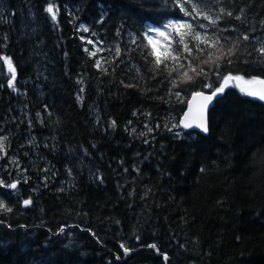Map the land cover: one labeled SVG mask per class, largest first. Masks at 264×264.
Wrapping results in <instances>:
<instances>
[{"label":"trees","instance_id":"obj_1","mask_svg":"<svg viewBox=\"0 0 264 264\" xmlns=\"http://www.w3.org/2000/svg\"><path fill=\"white\" fill-rule=\"evenodd\" d=\"M0 4V264H264V101L234 84L208 133L180 126L193 93L264 79V0Z\"/></svg>","mask_w":264,"mask_h":264},{"label":"snow or ice","instance_id":"obj_2","mask_svg":"<svg viewBox=\"0 0 264 264\" xmlns=\"http://www.w3.org/2000/svg\"><path fill=\"white\" fill-rule=\"evenodd\" d=\"M182 11L184 10L183 8L181 9ZM47 12L51 13L52 14V18L53 20H55L56 18V14L55 12L53 11V7L52 6H49L47 9H46ZM228 15H231V13H227ZM185 15H188L187 12H185ZM205 19H208L207 16L204 17ZM211 23L215 24L216 21L215 20H212L210 21ZM166 27H173V28H176V27H185V28H189L191 29V25H188V24H182V25H176V24H169L167 25ZM201 27H204L203 25H201ZM85 31H87V29H84ZM155 31H157V33L161 36L164 35V32L160 31L159 29H156ZM194 39L196 40H200L201 37H200V33H195ZM244 39H248L247 36L244 37ZM210 40H214L215 42V45L218 47L219 51H220V55L216 58L217 60H220V59H223L224 57L226 56H231L233 55V49L232 48H229L227 50V52H225L223 50V46L220 45L219 43V38H214V37H209V36H205L204 37V42H207V41H210ZM150 43H152L153 41L150 39L149 41ZM88 43H93L91 40L88 41ZM180 43H183V37H181V41ZM185 47V50L188 51L189 55H191V49L188 48V46L185 44L184 45ZM87 51V49H85ZM100 51V49H96V51H93V52H90V55L92 56H95L96 55V52ZM261 52L262 54H264V49H261ZM116 53L117 55L120 54V50L119 48L116 49ZM155 54V51L154 53ZM168 57L166 56L165 59H167ZM172 59L174 60H178L179 59V56H176V57H172ZM211 59V58H210ZM213 63H216V60H212ZM232 61L229 59L228 60V63H231ZM163 63V61L160 59L159 55H157V58H156V64L159 65ZM8 64H9V69L12 71V80H15V69L12 68V65H11V61H8ZM96 66L99 68L100 67V61L97 60L96 61ZM182 67V65H181ZM217 68H219V64H217ZM105 71H107V69H105ZM193 71L195 72L196 69L193 68ZM201 72L203 71V69L200 70ZM171 74V73H170ZM206 75V74H205ZM183 76L187 78V80H192V77L189 76L187 74V72L183 73ZM232 81H237V82H243L247 85H261V86H264V80H259V79H252V80H247L245 81L244 78L242 76H232L231 74H229L228 76H224L223 77V82L220 84L219 87L215 88L214 91H212L211 95H204L202 92H198L195 94V96L193 97V99H196L197 97L200 98V105H199V108H198V117L197 119H195L194 121L193 120H189L188 116L186 115L185 116V120L182 122L183 123V127L188 129V128H192L193 125H195V127L199 130H201L202 132L204 133H207L208 132V126H207V119H206V110L209 106V104L213 101L214 98H216L218 95H222L224 92H225V89L230 85V82ZM12 83L9 82V87H12ZM174 86L175 83H174ZM208 87H211V85H208ZM241 91L248 95V96H252V97H257L258 99H260L261 101H264V87H260V88H255V87H248V88H241ZM177 96H179V93L176 94ZM114 123V122H113ZM3 148V144L0 143V149ZM3 182L0 181V184H2ZM9 187L15 189L17 187V185L15 183L9 185ZM31 204V201L30 200H25L24 201V205L27 206ZM0 208H2L4 211H11V208H8L4 205V203L2 201H0ZM0 223H2V221H0ZM61 231H63V229H61ZM121 247L123 248L124 246L121 245ZM150 247H153L155 248V245H150ZM124 252L125 254H127L129 252V249L127 248H124ZM165 259H167L165 257Z\"/></svg>","mask_w":264,"mask_h":264},{"label":"rangeland","instance_id":"obj_3","mask_svg":"<svg viewBox=\"0 0 264 264\" xmlns=\"http://www.w3.org/2000/svg\"><path fill=\"white\" fill-rule=\"evenodd\" d=\"M0 2H1V0H0ZM0 6L3 7L1 4H0ZM170 23H168L167 25H169ZM171 24L182 25V24H184V22H182V21H173ZM166 26L160 27V28L151 27V31L152 32L150 33V39L153 41L154 44H156L158 49L167 48L168 45H169V40L171 39V35L173 33V29L174 28L173 27H166ZM176 28L179 29L180 27H176ZM156 29H159L160 31L164 32V35L163 36L159 35L157 33V31H155ZM3 59H5V58H3V56H0V65L2 63L1 60H3ZM3 116H5V115H3ZM2 120L3 119H1V121ZM0 124H1V122H0ZM3 133H5V129H3V124H2L1 129H0V143L3 144V148L0 149V157L5 155L7 153V149H8L7 148L6 137H5L6 134H3ZM18 158H19L18 155H13V160H18ZM0 181L3 182L0 185H2V186L4 185L5 187H7L11 191L12 194H15V193L19 192L18 186L15 189L9 187V185L13 184V182L9 181V179H7L2 174L1 171H0Z\"/></svg>","mask_w":264,"mask_h":264},{"label":"water","instance_id":"obj_4","mask_svg":"<svg viewBox=\"0 0 264 264\" xmlns=\"http://www.w3.org/2000/svg\"><path fill=\"white\" fill-rule=\"evenodd\" d=\"M259 80H264L263 78H258ZM246 81V80H245ZM236 82V84L240 87V88H248V87H255V88H260V87H264V86H261V85H247V84H245V83H243V82H237V81H235ZM232 84H233V81L232 82H230V85L225 89V92L232 86ZM200 92H202L204 95H211V93H212V91H200ZM224 92V93H225ZM198 93V92H197ZM223 93V94H224ZM196 94V93H195ZM195 94L192 96V99L190 100V103H189V107H188V109H187V111H186V114H185V116L187 115L188 116V118H189V120H195V119H197V117H198V108H199V105H200V103H201V101H200V98L199 97H197L196 99H193V97L195 96ZM222 94V95H223ZM222 95H218L216 98H214L213 99V101L209 104V106H208V108H207V110H206V119H207V126H208V132H209V117H210V111H211V109L214 107V105H215V103H216V101H217V99H219ZM255 98H257V97H255ZM258 99V98H257ZM185 116L183 117V120H182V122L185 120ZM182 125H183V123H182ZM192 128H196L195 127V125H193V127ZM207 132V133H208ZM204 133V132H203Z\"/></svg>","mask_w":264,"mask_h":264},{"label":"bare ground","instance_id":"obj_5","mask_svg":"<svg viewBox=\"0 0 264 264\" xmlns=\"http://www.w3.org/2000/svg\"><path fill=\"white\" fill-rule=\"evenodd\" d=\"M200 91H214V89H212V90H200ZM200 91H197V92H200ZM197 92H195V93H197ZM195 93H193L192 95H191V97H190V99H189V101H188V104H187V108L185 109V111H184V113H183V115H182V117H181V119H180V126L182 127V128H184L183 127V125H182V120H183V117L185 116V114H186V111H187V109H188V107H189V103H190V100L192 99V96L195 94ZM189 129H193V130H197V131H200V132H202L201 130H199V129H197V128H189ZM203 133V132H202ZM1 221V220H0ZM71 227H73V225H70V226H67V227H63L62 229L64 230V229H69V228H71ZM61 233V230L59 231V233L58 234H60ZM124 248H126L125 246L123 247V249ZM127 249H129V248H127ZM134 250L133 249H129V252L126 254V255H129L131 252H133ZM158 253H159V251H158ZM167 258V257H166ZM165 262L167 263L168 262V259H165Z\"/></svg>","mask_w":264,"mask_h":264},{"label":"flooded vegetation","instance_id":"obj_6","mask_svg":"<svg viewBox=\"0 0 264 264\" xmlns=\"http://www.w3.org/2000/svg\"><path fill=\"white\" fill-rule=\"evenodd\" d=\"M6 142H7V140H6ZM6 155H7V157H8V149H7V153H6ZM2 160V157H0V161Z\"/></svg>","mask_w":264,"mask_h":264}]
</instances>
